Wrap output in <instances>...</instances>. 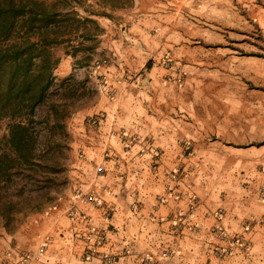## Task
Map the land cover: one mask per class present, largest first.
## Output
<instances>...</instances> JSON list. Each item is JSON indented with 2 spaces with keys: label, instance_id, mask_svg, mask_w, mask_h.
Returning <instances> with one entry per match:
<instances>
[{
  "label": "crops",
  "instance_id": "crops-1",
  "mask_svg": "<svg viewBox=\"0 0 264 264\" xmlns=\"http://www.w3.org/2000/svg\"><path fill=\"white\" fill-rule=\"evenodd\" d=\"M109 11L92 15L107 60L88 68L113 95L72 113L71 186L0 229V261L38 251L39 264L84 254L141 264L147 253L159 264H232L237 256L206 247L216 210L231 217L230 194L208 182L230 175L218 164L240 134L264 132V55L253 54L262 12L254 0H133ZM73 60L62 56L55 73H74Z\"/></svg>",
  "mask_w": 264,
  "mask_h": 264
},
{
  "label": "rangeland",
  "instance_id": "rangeland-1",
  "mask_svg": "<svg viewBox=\"0 0 264 264\" xmlns=\"http://www.w3.org/2000/svg\"><path fill=\"white\" fill-rule=\"evenodd\" d=\"M254 2L256 9L258 8V11L262 12L259 24L263 25L255 24L254 48L256 53L264 55V0H254ZM72 4L80 16H89L95 21L96 19L92 15L108 17L98 14V11L104 10L111 14L109 11L111 9L100 6L97 0H73ZM97 21L98 25L99 21ZM99 28L96 36V49L101 39L102 28L100 26ZM72 40V43L75 44L76 39ZM41 41L43 40L40 37L35 36L30 42H24L21 38V28L18 25L0 32V98L8 93L12 77L24 68V62L20 63L19 58L28 59L35 44ZM80 48V45L77 49L72 48L70 43H67V37L58 39L53 48L54 56L59 59L64 55L72 57L74 59L73 68L76 70L74 73L64 76H60L54 71L55 82L49 89L50 99L61 100L60 98L65 95L70 82L63 85L60 83L63 78L72 76L77 81L73 86L76 88L75 98L67 100L69 104L67 110L72 113L78 109L86 108L99 93L104 92L102 90L103 83L109 87L101 76H95L96 78L92 79L88 68L96 67L104 62L107 60L106 56L99 55L96 49L92 53L85 52L83 48ZM47 110L46 104L39 105L35 110V118L43 117ZM72 113L71 115H73ZM71 115L65 120L63 131L56 134L60 147L55 158L59 170L54 176V182L44 188L35 189L34 183H24L25 181H23L22 184H25L24 209L16 215L13 230L27 213L46 206L57 194L71 186V164L77 155L70 145L72 134L68 120ZM8 123L7 118L0 120V138L7 133ZM230 151V153L222 152L223 161L218 164L222 172L228 171L230 175L208 183L215 184L221 193L227 190L230 194L231 217L225 223L223 222L225 208L220 207L216 210L215 223L205 229L211 239L206 247L210 254L218 259L237 256L238 260L232 264H264V132L240 134V140ZM36 252H17L15 260H9L4 252L0 264H39V259L35 257ZM25 254H32L34 258L28 262L21 261V256ZM106 257H109L110 264H113V256ZM85 259L86 254L80 258L78 264H82ZM102 260L103 258L99 262H93L100 263ZM159 262L158 254L153 253L144 254L141 260V264H159Z\"/></svg>",
  "mask_w": 264,
  "mask_h": 264
},
{
  "label": "trees",
  "instance_id": "trees-1",
  "mask_svg": "<svg viewBox=\"0 0 264 264\" xmlns=\"http://www.w3.org/2000/svg\"><path fill=\"white\" fill-rule=\"evenodd\" d=\"M97 1L111 10L133 3ZM72 3L73 0H0V32L18 25L24 42L35 36L43 40L35 44L28 59L19 58L24 68L12 77L8 93L0 98V120H9L7 133L0 138V229L13 230L16 215L24 209L23 181L34 183L35 189L44 188L54 182L59 170L55 162L60 147L56 134L63 131L72 113L67 110V100L75 98L73 86L77 81L72 76L63 78L60 85L72 82L65 95L60 101L50 99L49 89L54 85V70L59 62L53 48L58 39L67 37L72 48L80 45L85 52L94 53L100 29L93 18L80 16ZM98 14L110 15L104 10ZM72 39H76L75 44ZM42 104L48 110L37 119L35 110Z\"/></svg>",
  "mask_w": 264,
  "mask_h": 264
},
{
  "label": "built area",
  "instance_id": "built-area-1",
  "mask_svg": "<svg viewBox=\"0 0 264 264\" xmlns=\"http://www.w3.org/2000/svg\"><path fill=\"white\" fill-rule=\"evenodd\" d=\"M169 60H167V62H168ZM102 90H104V91H106V92H108V94H110V95H113V90L112 89H110L109 87H107L104 83H103V87H102ZM77 196H78V198L80 199V200H84L85 198H84V196H81L80 194H77ZM93 198H87V200H92ZM96 201V200H95ZM34 257H33V255L32 254H25L24 256H21V261H24V262H28L29 260H31V259H33ZM7 263V262H6ZM8 264V263H7ZM82 264H110V260H109V257H104L103 258V260H102V262H100V263H94L93 261H92V259H90V258H86L83 262H82Z\"/></svg>",
  "mask_w": 264,
  "mask_h": 264
}]
</instances>
